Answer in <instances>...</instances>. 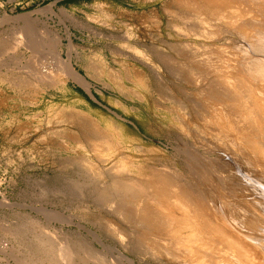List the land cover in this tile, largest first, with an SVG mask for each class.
<instances>
[{"label": "rangeland", "instance_id": "rangeland-1", "mask_svg": "<svg viewBox=\"0 0 264 264\" xmlns=\"http://www.w3.org/2000/svg\"><path fill=\"white\" fill-rule=\"evenodd\" d=\"M124 1L126 7L111 1L64 7L57 0H0V264H173L161 245L138 243L129 224L136 221L133 218L141 203L153 195L154 175L175 180L177 190L192 193L201 188L197 193L207 200L219 191L225 195L234 187L230 181L240 187L245 174L250 177L252 173L264 185L259 182L264 181V158L260 159L264 125L257 153L242 144L240 135L216 138L213 124L223 125L218 129L227 124L222 115L217 116L222 107L212 110L205 91L209 81L227 79L230 65L245 60L240 37L230 29L173 18L167 9L173 0ZM80 8L88 10L91 22L67 12L59 15L62 10ZM50 10L55 11L60 28L42 17ZM262 12L256 29L264 32ZM71 34L101 51L104 66L111 71L118 73L126 67L141 72L144 86L140 92L134 89L132 78L126 79V88L137 93L134 103L125 104V96L111 91L103 81L100 86L112 95L103 97L106 103L112 108L122 105L123 110L83 107L67 88L51 90L61 84L51 79L57 69L55 61H62L54 47L69 42ZM261 42L256 44L262 46L260 51L264 50ZM122 57L128 60H118ZM251 57L264 60L262 55ZM69 70L74 75L70 66ZM76 77L72 83L79 82L97 102L90 83ZM62 103L84 112L81 137L74 127L76 121L58 122L66 115L58 109ZM242 103L228 107L236 126L243 117ZM222 163L227 164L226 171L218 170ZM113 180L134 189L139 198L125 202L116 198L109 185ZM224 201L232 200L225 196Z\"/></svg>", "mask_w": 264, "mask_h": 264}, {"label": "bare ground", "instance_id": "bare-ground-1", "mask_svg": "<svg viewBox=\"0 0 264 264\" xmlns=\"http://www.w3.org/2000/svg\"><path fill=\"white\" fill-rule=\"evenodd\" d=\"M167 9H171L170 15L173 18L182 22L190 21L191 23L192 21H199L205 25H214L215 27L230 29L233 33L240 37L242 45L244 46L242 50L244 52L243 57H246L245 60H241L238 65H230L231 63H227L230 65V69L227 68V70L229 69V71L225 73L227 74V79L222 80V78H218L221 79V81L212 79L211 81H209L208 86H205V91H207L210 95V100L212 101V105L214 106V108L222 107V110H220L219 113H216L217 116L222 115L224 121L227 124V126H224V128H221L223 125L221 126L219 124V126L221 127L218 129V124L212 123L214 127L212 130L213 136H215L216 138H220L240 135L242 144L247 146V149L254 153L259 152L261 150V144L257 143V138L261 136L262 132L260 131V128H262V125H264V106H262V104H264V60L254 59L251 56H264V54H261L264 53V50H259L262 46L256 47L257 43L264 41V32L258 31L256 29L257 23L260 22L258 19L260 12L261 10H264V0H173L169 2V7ZM50 11L52 12V10ZM166 11L169 10H165V12ZM61 12L62 14H65L63 10ZM248 45H250V47ZM211 61L210 63H208L209 60H207L206 62L208 64H211ZM223 65L224 63L220 65V68ZM205 67L207 68V65ZM218 71L219 70H215L213 73H217ZM222 72L224 71H221V73ZM235 75L240 76H237V78L240 79H237ZM196 78H198V76ZM201 79L203 78L201 77ZM200 84L203 83L200 82ZM238 92L240 93L239 95H241L242 93L243 98H240L238 96ZM238 102L242 103L241 111L243 115L241 116L243 117L239 115L241 118L238 121V124L240 125L236 126L235 124H233L234 122H231L230 120L233 116V113L230 110L231 108L229 109L228 107L230 105L235 106ZM203 103L205 104L206 102ZM203 106L204 108H206V105ZM207 107L209 108V105ZM211 107L212 106H210L209 109H211ZM214 108L212 107V110L218 111L217 108ZM198 110L201 111V109ZM209 119L211 120V118ZM210 120H207V122L210 123ZM201 121L199 122L205 123V120L203 122ZM254 125H256L257 128L254 127ZM209 126H211V124H209ZM214 146L216 147V145ZM235 147H237V145ZM246 155L248 156L249 154ZM223 156L227 155L225 154ZM260 156H262L261 152ZM237 158H239V156ZM262 158H264V156H262L260 159ZM226 160L228 161V159ZM214 163L215 162H213V164ZM226 165V163H222V166L220 165L219 169H217L220 170L222 168L226 171L227 169H224ZM230 165H232V163H230ZM236 168L237 167H235V169ZM228 169L231 172L230 168ZM218 172L219 171H217V173ZM194 175L195 174H193V176ZM248 175L250 177H246V174L244 175V180L242 182L240 181V187L238 188H236L235 184L230 181V183L235 188H228L227 186L229 190H226V192L224 191L225 193L222 191L224 188L221 189V191L225 195H221L222 193L219 191L217 194H215L214 197L211 196L213 197L212 200H207L206 197H204V195L200 192L197 193L201 190V188H199L200 190H198L197 192L193 191L192 193H190L188 189L177 190L174 189L175 180L165 175H154L155 177L152 175L155 178V180L152 182L155 188V190L152 191L153 195L148 200V202H146L147 200L142 202L139 210H136L138 211L136 212V218H133L136 219V221H129V224L134 229V232H136V241L138 243H145L148 246L152 247L161 245L162 250L161 248H158V250H161L163 254L168 256V258L173 261V264H264V185L256 182V180L254 179H256L257 177L255 178L252 173ZM261 178H264V176H262ZM225 181L228 182V179ZM117 182L116 180H113L112 183L109 184L111 185V190L114 195H117L115 197L120 199L122 202H125L127 200L135 201L134 199L136 198V196L138 197V194L133 192L134 189L132 190L131 187L128 188L125 184L122 185L120 184L121 182ZM128 182H131L133 184L132 181ZM259 182L264 181L259 180ZM197 187L199 186L197 185ZM234 190H237V192ZM225 196L227 199L229 198L232 201L229 203H225ZM234 200H236V205L234 204ZM105 202L106 201L104 200L103 203ZM117 207L119 209V206ZM126 207H128V205H126ZM246 209L249 210L247 211ZM118 211L119 210H116L115 212L118 213ZM259 213L262 215L261 218L259 217ZM119 230L122 232L121 226ZM141 230L142 232H144V234H141ZM157 242H159L160 244L158 245ZM121 256L124 257V255L122 254ZM168 264H170V261L168 262Z\"/></svg>", "mask_w": 264, "mask_h": 264}, {"label": "crops", "instance_id": "crops-1", "mask_svg": "<svg viewBox=\"0 0 264 264\" xmlns=\"http://www.w3.org/2000/svg\"><path fill=\"white\" fill-rule=\"evenodd\" d=\"M62 1L64 0H57V2ZM63 11L65 14L67 12L72 17L81 18L85 22L92 21L88 19L91 16L88 15V10L86 8L65 9ZM65 14L61 13L59 15L64 17ZM42 17H44L50 25H53L54 27H59V25H57L58 19L55 15L54 10H52V12H47L46 15ZM70 30L75 33V29L70 28ZM54 49L56 50L57 54H59L62 60L61 62L55 61L57 69L56 71L52 72L53 76L51 79L53 81L61 82V84L59 85H62L59 86L57 84V87H52L51 90H53L54 92H58V87H61L62 90H65V88H67L68 91L72 93L74 99L78 102V105L84 107L89 104L92 108L98 109L100 111H103L101 108H108L111 111H118L119 109H124L122 105H115V107L112 108L106 103L104 98L112 95L109 94L107 88L103 87L102 85L100 86L99 82L101 81H103L111 91H116L119 96L123 97L124 95V103L127 105L129 104V102L134 103L133 100L138 99V97L136 96L137 93L135 91L132 92L131 90H128L126 88V79L127 76L132 78L134 89L140 92V87L144 86V81L141 72L136 71L135 69L130 70L126 67H122L123 70L118 71V73H115L113 71L111 72V70L108 69L107 66H104L101 51L91 46L83 38L75 34L70 35L69 42H60V44L55 46ZM51 56L53 58L52 60H55V57H53L52 54ZM118 60L128 59L122 57ZM69 66L73 70L74 75L70 72ZM76 76H79L80 78L90 83L91 92L95 99H97V102H93L90 99V95L86 92L85 88L81 86V84H78L79 82L72 83V80H78ZM64 95L65 94H63L62 97H65ZM62 101L65 102V99H62ZM58 109L61 112H66V115L60 117L58 120L60 125L68 123L70 119L76 121L74 127H76L78 131V137H81L83 131H85L84 124L86 117L84 116V112H82L80 108L72 110L70 108V105L65 103L59 104ZM135 127L138 131H140V127L138 125H136Z\"/></svg>", "mask_w": 264, "mask_h": 264}, {"label": "trees", "instance_id": "trees-1", "mask_svg": "<svg viewBox=\"0 0 264 264\" xmlns=\"http://www.w3.org/2000/svg\"><path fill=\"white\" fill-rule=\"evenodd\" d=\"M92 1H106V2L111 1V2L116 3L117 5H120V6H124V7L127 6V4L124 0H64V1L60 2L59 5L64 6V7H68L71 5L80 6L81 3H90ZM130 7L134 8V9L136 8L135 5H132Z\"/></svg>", "mask_w": 264, "mask_h": 264}]
</instances>
